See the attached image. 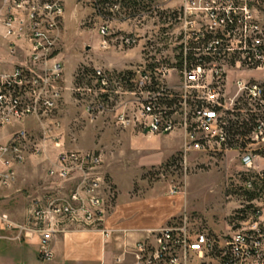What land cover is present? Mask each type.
<instances>
[{
  "label": "built area",
  "instance_id": "2783aa9c",
  "mask_svg": "<svg viewBox=\"0 0 264 264\" xmlns=\"http://www.w3.org/2000/svg\"><path fill=\"white\" fill-rule=\"evenodd\" d=\"M258 4L264 0H185L175 65L138 70L133 77L122 76L120 80L97 68L96 86L105 92L121 87L122 96L128 92L127 84L133 88V108H127L128 101L122 99L123 125L134 123L152 135L182 130L184 166L188 153L237 149L245 154L246 169L256 168L257 155L232 139L230 126L243 119L242 101L264 107V88L240 78L235 94L228 95L226 72L230 66L261 69L264 64V28L253 12ZM194 10L203 15L194 14ZM64 11L63 0H0V39L29 43L23 62L8 64L9 69L0 63V130L28 117L51 119L61 110L63 65L57 60L60 47L56 33ZM13 44L12 40L11 50ZM172 71L179 75L175 77ZM86 108L105 109L103 103L93 102ZM257 117L250 134L264 141V114ZM45 139L44 133L20 128L8 141L0 142V184L14 182L17 166L32 155L42 154ZM102 165L98 152L63 149L49 169L56 184L33 201L27 220L17 223L0 212V223L16 231L19 239L37 238L43 260L54 258L52 242L69 226L96 228L107 234L104 222L115 192ZM253 180L249 177L246 181L248 189L254 188ZM251 204L240 210L241 219L225 234L200 230L188 216L149 230L136 243L137 263L264 264L263 208L258 200Z\"/></svg>",
  "mask_w": 264,
  "mask_h": 264
},
{
  "label": "rangeland",
  "instance_id": "374dc122",
  "mask_svg": "<svg viewBox=\"0 0 264 264\" xmlns=\"http://www.w3.org/2000/svg\"><path fill=\"white\" fill-rule=\"evenodd\" d=\"M63 4V21L56 33L60 47L57 60L63 65V104L51 119L28 117L0 130L1 137L5 130L20 129L32 122L29 130L44 133L46 137L44 152L18 165L14 182L0 184L1 210L13 221L24 223L33 201L56 184L49 176V169L59 152L75 149L102 156V170L115 192L104 222V228L109 221L118 222L115 226L122 225V261L113 260V264H138L135 234H147L149 228L165 227L185 216L191 217L200 230L230 232V227L242 217L240 210L251 205L243 195L244 178L264 172V156L257 153L264 147V141L253 139L251 134L247 136L251 139L247 147L257 155V167L250 170L244 166V152L237 149L212 154L188 153L184 166L182 130L148 137L139 125H123L122 99L128 101L127 108H133V88L127 84L128 92L123 96L121 87L105 92L96 86L94 78L97 68L120 80L122 76L133 77L138 70L175 65L179 60L180 16L185 0H138L135 8L127 3L125 6L114 3L106 5V16L99 15L94 0H63ZM253 12L264 28V4L256 5ZM12 40L14 50H11ZM28 47V42L1 38L0 63L9 69L10 64L23 62L29 54ZM85 67L89 70L79 80ZM172 73L175 77L179 75L177 71ZM240 78L263 85L264 64L261 69L230 66L226 72L228 95L235 94L236 81ZM89 102L103 103L105 109L89 111L86 108ZM240 106L243 119L249 120L251 113L264 114V109L256 104L242 101ZM169 153L172 154L163 160ZM173 157H176L174 162L169 164ZM257 190L260 196L253 200H258L264 214V193ZM154 222L159 225H152ZM145 224L149 225L140 227ZM73 229L97 231L68 227V231ZM119 231L114 228L108 233L114 236Z\"/></svg>",
  "mask_w": 264,
  "mask_h": 264
},
{
  "label": "crops",
  "instance_id": "0c3cea01",
  "mask_svg": "<svg viewBox=\"0 0 264 264\" xmlns=\"http://www.w3.org/2000/svg\"><path fill=\"white\" fill-rule=\"evenodd\" d=\"M32 127V122H30L26 123L23 128L31 129ZM17 129L19 128L9 131L5 130L4 135L0 137V142L2 140L4 142L8 141L12 132ZM143 135L148 137L154 136L146 132H143ZM171 154L169 153L163 160L167 159ZM1 211L5 212L4 210ZM117 223L111 224L109 221L107 225L105 224L106 230L114 228L120 230L114 236H111L110 232L105 234L102 231L82 229H73L67 231L65 234H59L53 242L54 258L51 260L40 258L39 241L37 238L19 239L16 231L5 229L3 224L0 223V264H113V260L121 262L122 225L115 226ZM147 225H141L140 227ZM152 225L158 226L159 223L154 222ZM154 229L159 228H149L147 230ZM147 234L137 233L134 239L137 240L136 242H139Z\"/></svg>",
  "mask_w": 264,
  "mask_h": 264
},
{
  "label": "trees",
  "instance_id": "16d2710c",
  "mask_svg": "<svg viewBox=\"0 0 264 264\" xmlns=\"http://www.w3.org/2000/svg\"><path fill=\"white\" fill-rule=\"evenodd\" d=\"M137 1L138 0H94V6L96 10L98 11L99 15L106 16L107 13L104 11L106 9V5L112 6L114 3H120L122 5L123 3L125 6L127 3L128 7L135 8L137 6ZM88 70L89 68L87 67L83 68V70L80 72L79 80L82 79V77L84 76V73L87 72ZM263 88H264V83H263ZM258 108L264 109V107H261V106H258ZM248 113H251V112H248ZM257 116L258 115L256 113H251L249 120L240 119L236 122H232L230 126V132L232 135V139L240 143L243 147H246L247 144L251 142V139L247 138V136L254 130V127L256 126V121L258 118ZM257 153L264 156V147L259 149ZM175 158L176 157H173L168 163L171 164V162H174ZM249 177H254V180H253L254 188L248 189L245 186L243 195L246 196V199H248V201H252L253 199H256L260 196L259 194L260 192L259 193L256 192L258 191L257 190L258 188L260 189V191L264 193V172H262V175H260L259 173H254L253 175ZM249 177L248 178L245 177L244 181H247ZM252 206L253 205L251 204L249 207H252Z\"/></svg>",
  "mask_w": 264,
  "mask_h": 264
}]
</instances>
